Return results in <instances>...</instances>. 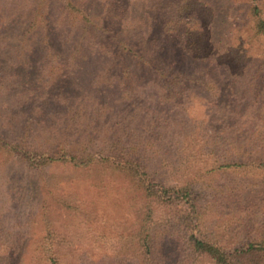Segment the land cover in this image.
Returning <instances> with one entry per match:
<instances>
[{
    "label": "rangeland",
    "instance_id": "rangeland-1",
    "mask_svg": "<svg viewBox=\"0 0 264 264\" xmlns=\"http://www.w3.org/2000/svg\"><path fill=\"white\" fill-rule=\"evenodd\" d=\"M72 1L77 10L67 6L68 0H0V139L46 152L62 144L78 147L91 137L93 149L108 155L115 147L111 159L140 155L153 165L157 181L172 184L191 175L183 172L189 163L174 170L182 159L181 144L188 134L202 133L216 148L218 163L234 155L247 164L197 178L204 186L202 219L208 231L227 248L261 237L264 46L260 49L252 37L253 1L192 2L196 12L177 30L194 37L202 33L203 58L187 55L179 45L183 38L168 36L153 13L155 0ZM258 2L264 7V0ZM158 3L169 8L166 17L172 15L175 21L181 15L178 7H185L180 0ZM79 8L96 27L106 29L95 32L91 25L84 32ZM117 32L120 39H110ZM133 45L145 53L147 47L158 52L166 65L200 79L181 86V95L167 97L159 81L138 78L140 70L127 77L123 67L136 71L139 63L126 51ZM197 145L195 151L201 142ZM211 153L207 165L191 158L192 174L213 167L216 156ZM123 185L120 175H101L68 163L35 169L0 147V264H33L37 242L45 236L41 216L46 211L60 236L77 240L75 264H142L135 257L123 258L106 243L116 240L118 224L134 221ZM67 198L74 205L79 202L78 217L88 221L85 227L65 228L73 220L62 203ZM180 242L175 236L160 243L158 263L181 264L185 254ZM199 264L211 262L203 259Z\"/></svg>",
    "mask_w": 264,
    "mask_h": 264
},
{
    "label": "trees",
    "instance_id": "trees-1",
    "mask_svg": "<svg viewBox=\"0 0 264 264\" xmlns=\"http://www.w3.org/2000/svg\"><path fill=\"white\" fill-rule=\"evenodd\" d=\"M158 1L155 0L152 6L153 13L160 17V20L158 19L159 23L166 29L168 36L171 38L176 37L180 41L183 38L179 45L187 55L201 56L204 47L199 48L201 44L199 37L202 33L197 38L189 33L181 34L177 30V27H182L180 23L188 25L190 14L196 12L195 7L197 4L192 3L194 0H180L181 5L185 7H178L181 15L179 18L176 17V21L173 20L172 15L169 19L166 17L170 10L169 8H162ZM252 1L253 5L250 8L252 37L260 43V48L261 45L262 47L264 46V7L258 0ZM67 3L68 7L77 10L74 1L68 0ZM79 12L84 15L86 22L84 32L92 26L96 27V23L88 14L81 9ZM33 26L34 24H31L30 28ZM96 28L95 32L96 30L103 31L106 29L99 26ZM118 35L119 32L110 37V39L113 38L117 41L120 39ZM145 37L146 32L141 37L143 38L142 44H146L144 42L147 41L144 40ZM203 37L208 38L207 36ZM119 46L121 49V43H119ZM146 49L149 51L145 53L139 45H133L131 49L126 50L130 56L139 59L136 71L123 67V73L127 77L137 76V72L140 70L137 77L148 76L159 81L160 88L167 97L174 94L181 95L185 92L181 86L195 83L200 79L188 71L177 70L171 65H166L158 52L151 53L154 50L148 47ZM199 49L201 50L200 52L198 51ZM72 56H75V53ZM120 57L124 60L123 55L120 54ZM164 58V61H166L165 55ZM103 79L106 85L113 86L109 78L106 77L105 79L104 76ZM91 122L93 123L94 121L92 120ZM201 136L202 133L192 132L186 136L185 145L181 144L182 159L180 166H178L179 168L174 167V170H179L189 163L183 172H191V175H184L176 183L172 184L163 183L162 180L157 181L155 179L157 172L152 169L153 165L141 159L140 155L137 158L135 155L127 159L119 156L111 159L110 156L115 147L107 148L109 150L108 155L103 152L104 150L97 151L93 149V139L91 137L88 138L89 141L87 143L81 146L71 147L70 145L62 144L57 148L48 149L46 152L39 151L37 148L31 149L27 145H25L27 147H23L24 144L21 142H7L3 139H0V147L16 154L19 159L27 162L30 167L35 169H41L54 163H68L72 164L76 169L88 168L101 175H120L121 180L125 183L122 190L123 196L127 201L128 211L133 214L134 221L131 224L120 223L115 227V241H108L106 237H104V240L111 247L113 246L116 251H120L123 258L131 256L138 259L142 264H159L157 252L160 243L165 239L175 238L176 236L180 239V245L185 254L181 259V264H187L189 261L192 264H199L203 259L209 260L211 264H262V261H264V232L257 239L242 242L233 248H227L215 237H212L213 233L208 231L206 222L202 219L204 206L201 199L204 186L201 184V180L199 182L197 178H202L204 175L215 171L245 167L247 164L240 163V159L235 158L234 155L229 157L226 163H218V155L214 154L216 148L211 147L206 138ZM200 142L199 149L195 151L196 146H198L197 143ZM211 151L216 156L213 167L210 169L202 168L192 174L195 167H193L194 161H191V158H196L195 160L199 162L205 161L207 165V159L212 155ZM185 152L186 155H183ZM224 154L226 155L227 153ZM128 155L130 154L128 153ZM100 156L101 158H99ZM62 203L71 211L73 219L71 223L67 226L65 225V228H78L80 225L85 227L82 224L88 221H79L78 217L82 208L80 205L78 206L79 202L74 205L67 198ZM94 214H96V217L99 215L97 212H94ZM86 217L89 220L94 219V215L87 214ZM41 218L43 219L42 224L45 236L37 242L33 264H75L74 260L78 254L77 240L60 236V232L54 228L50 211H46ZM96 219L99 220V218Z\"/></svg>",
    "mask_w": 264,
    "mask_h": 264
}]
</instances>
